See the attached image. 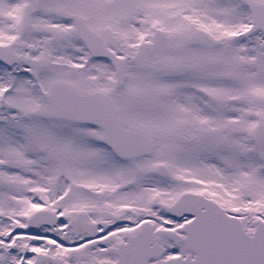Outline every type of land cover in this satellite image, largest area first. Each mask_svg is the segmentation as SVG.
Returning <instances> with one entry per match:
<instances>
[{
  "label": "snow or ice",
  "instance_id": "snow-or-ice-1",
  "mask_svg": "<svg viewBox=\"0 0 264 264\" xmlns=\"http://www.w3.org/2000/svg\"><path fill=\"white\" fill-rule=\"evenodd\" d=\"M0 264H264V0H0Z\"/></svg>",
  "mask_w": 264,
  "mask_h": 264
}]
</instances>
